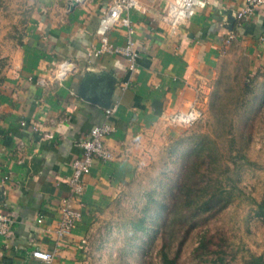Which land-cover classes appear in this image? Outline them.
Here are the masks:
<instances>
[{"label":"crops","instance_id":"1","mask_svg":"<svg viewBox=\"0 0 264 264\" xmlns=\"http://www.w3.org/2000/svg\"><path fill=\"white\" fill-rule=\"evenodd\" d=\"M69 1L18 0L15 8L27 15L14 17L0 53V212L13 220L12 235H0V264H92L98 224L131 198L157 152L186 130L170 115L191 107L203 113L234 46L244 50L253 75L264 70V6L238 21L244 0H206L172 29L163 18L171 0H137L129 26L105 31L114 45L133 39L138 58L130 70L119 54L88 55L99 46L100 19L112 0H77L73 8ZM64 60L75 68L58 81ZM106 120L115 128L104 139L113 159L94 161L83 179L84 206L72 200L82 217L57 238L59 205L70 195L71 163L81 153L77 142ZM34 249L53 259L33 257Z\"/></svg>","mask_w":264,"mask_h":264},{"label":"rangeland","instance_id":"2","mask_svg":"<svg viewBox=\"0 0 264 264\" xmlns=\"http://www.w3.org/2000/svg\"><path fill=\"white\" fill-rule=\"evenodd\" d=\"M17 4L18 0H0V53L6 46V36L14 31V17L27 15L15 8ZM226 54L201 118L157 152L152 160L155 165L151 164L143 181L135 185L131 198L120 201L116 213L98 224L99 243L96 244L99 246H93L92 264H162L159 257L161 232L137 231L133 222L143 214L146 193L155 189L161 196L174 178L179 165L173 163L175 157L170 154V146L180 137L186 139L178 146L179 150L205 137L215 157L210 168L216 170L210 174L219 176L225 187L230 186L228 178L236 187L231 204L187 234L178 249L177 264H216L213 260L217 254L198 256L194 253L200 237L207 233L224 238L221 247L210 244L212 249H222V264H247L252 255L263 254L264 217L257 216L255 211L259 204L264 205V70L253 75L244 50L238 46ZM3 65L0 56V70ZM215 93L219 96L218 103L211 107ZM174 227L177 230V223ZM177 232V240L171 242L168 251L170 255L177 251V241L183 237L182 230Z\"/></svg>","mask_w":264,"mask_h":264},{"label":"trees","instance_id":"3","mask_svg":"<svg viewBox=\"0 0 264 264\" xmlns=\"http://www.w3.org/2000/svg\"><path fill=\"white\" fill-rule=\"evenodd\" d=\"M218 99L219 96L215 93L211 107L216 106ZM185 139L180 137L170 146L172 147L170 154L175 157L173 163L179 165L174 178L163 190L161 196L156 194L155 189L146 193L147 205L145 204L146 207L143 208V214L140 219L133 222L137 231L161 232L159 257L162 264H177L180 252L178 249H181L187 234L197 225L207 223L231 204L232 191L236 187L231 179L227 180L230 186L225 187L219 176L210 174V171L216 170L214 167L210 168L215 162V157L209 147L210 142L205 137L201 136L191 143V146L179 150L178 146L183 145ZM255 214L264 217V205L259 204ZM160 222H162L161 225ZM176 223L177 230H182L183 237L177 241V251L170 255L168 251L171 242L177 240L176 235H178L174 227ZM214 237L216 238L217 235L207 233L201 236L194 248V253L198 256L217 254L213 262L222 264L223 258L220 256L222 249H212L210 244L215 243L216 247H221L224 244V238L217 237V241H214ZM247 264H264V254L252 255Z\"/></svg>","mask_w":264,"mask_h":264},{"label":"built area","instance_id":"4","mask_svg":"<svg viewBox=\"0 0 264 264\" xmlns=\"http://www.w3.org/2000/svg\"><path fill=\"white\" fill-rule=\"evenodd\" d=\"M137 0H112L107 10L102 14L99 27L101 30L99 46L88 53L89 56H99L102 54H119L123 56L128 62V69L133 70L136 66L138 53L135 49L133 39L128 38L122 46L114 45L110 42L105 31L114 24H122L129 26V12L136 7ZM206 0H171L168 4L167 10L163 15L172 29H174L182 20H185L193 15L197 8L204 7ZM259 6H264V0H244L235 12V18L239 20L247 19ZM234 38L233 34H229L225 39L228 44ZM75 65L69 60L61 61L56 66L55 79L60 81L64 79L69 73L74 71ZM115 110V105L105 109V116L110 117ZM202 116V111L196 107H191L186 111L174 112L169 117L171 123H180L185 127H190ZM24 122H21L23 125ZM33 130H39V124L32 126ZM114 125L107 120L98 125H93L89 128L85 137L77 142L81 150L79 156L73 159L72 171L68 180L70 195L63 198L59 205L60 219L57 228H55V235L57 238L64 237L69 234L75 221L81 219L82 211L76 210L72 207V200L77 201L81 207L84 203L81 200V195L84 191V177L90 173L92 165L95 160L110 161L113 159V153L104 145L106 136L114 131ZM42 137L50 139L52 133L42 131ZM12 218L0 212V235L7 237L12 235ZM41 222V218L37 219ZM39 254V255H37ZM32 256L46 262L53 259V254L34 249ZM46 257V259H45Z\"/></svg>","mask_w":264,"mask_h":264},{"label":"water","instance_id":"5","mask_svg":"<svg viewBox=\"0 0 264 264\" xmlns=\"http://www.w3.org/2000/svg\"><path fill=\"white\" fill-rule=\"evenodd\" d=\"M77 2H78L77 0H70L69 1V3H70L69 7L73 8L77 4ZM105 106H108V103H105Z\"/></svg>","mask_w":264,"mask_h":264},{"label":"clouds","instance_id":"6","mask_svg":"<svg viewBox=\"0 0 264 264\" xmlns=\"http://www.w3.org/2000/svg\"><path fill=\"white\" fill-rule=\"evenodd\" d=\"M37 255H39V254H37ZM45 259H46V257H45Z\"/></svg>","mask_w":264,"mask_h":264}]
</instances>
